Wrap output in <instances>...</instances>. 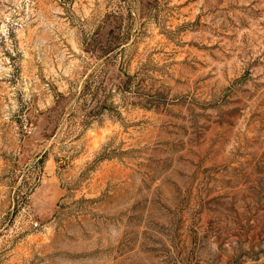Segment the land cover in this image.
Listing matches in <instances>:
<instances>
[{"label": "rangeland", "instance_id": "374dc122", "mask_svg": "<svg viewBox=\"0 0 264 264\" xmlns=\"http://www.w3.org/2000/svg\"><path fill=\"white\" fill-rule=\"evenodd\" d=\"M0 264H264V0H0Z\"/></svg>", "mask_w": 264, "mask_h": 264}]
</instances>
